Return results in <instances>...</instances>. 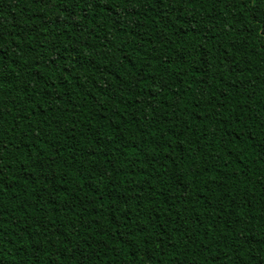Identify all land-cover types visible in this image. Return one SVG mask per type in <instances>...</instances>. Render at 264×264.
I'll return each instance as SVG.
<instances>
[{"label": "trees", "instance_id": "16d2710c", "mask_svg": "<svg viewBox=\"0 0 264 264\" xmlns=\"http://www.w3.org/2000/svg\"><path fill=\"white\" fill-rule=\"evenodd\" d=\"M0 264H264V0H0Z\"/></svg>", "mask_w": 264, "mask_h": 264}]
</instances>
